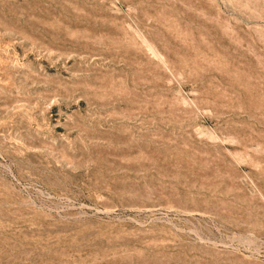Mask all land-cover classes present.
I'll use <instances>...</instances> for the list:
<instances>
[{
  "label": "rangeland",
  "instance_id": "obj_1",
  "mask_svg": "<svg viewBox=\"0 0 264 264\" xmlns=\"http://www.w3.org/2000/svg\"><path fill=\"white\" fill-rule=\"evenodd\" d=\"M0 264H264V0H0Z\"/></svg>",
  "mask_w": 264,
  "mask_h": 264
}]
</instances>
